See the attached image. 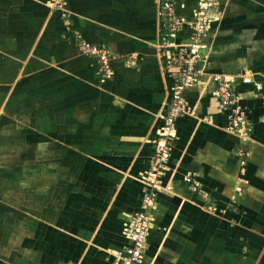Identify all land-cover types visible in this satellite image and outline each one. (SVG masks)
Instances as JSON below:
<instances>
[{"label":"crops","instance_id":"crops-1","mask_svg":"<svg viewBox=\"0 0 264 264\" xmlns=\"http://www.w3.org/2000/svg\"><path fill=\"white\" fill-rule=\"evenodd\" d=\"M200 2L174 0L186 19ZM209 18L143 264H264V0ZM77 35L113 54L112 79ZM167 40L154 0H0V264H117L178 78ZM217 76L235 79L248 141L227 130Z\"/></svg>","mask_w":264,"mask_h":264},{"label":"built area","instance_id":"built-area-1","mask_svg":"<svg viewBox=\"0 0 264 264\" xmlns=\"http://www.w3.org/2000/svg\"><path fill=\"white\" fill-rule=\"evenodd\" d=\"M159 6V15L166 31L165 56L170 67L177 69L178 78L171 89L170 100L164 116V125L161 129L154 154L150 161V170L145 179V193L142 199V207L139 213L132 217L123 229V235L128 245L115 252L117 264H143L148 236L151 229L152 218L150 211L155 206L157 190L162 179L169 171L172 141L176 138L177 120L188 113V104L184 98L186 90L198 85L202 71L199 67L200 48L199 37L203 35L211 23L209 11L219 5V0H201L198 9L191 19L180 17L177 14L174 0H154ZM54 3V1H53ZM58 10L64 11L65 3H54ZM66 18V17H64ZM189 26L188 43H177V35L183 26ZM79 51L81 55L94 59L99 66V74L103 81L113 78V54L104 46L82 41L77 35ZM171 40V41H170ZM214 96L218 100V111L226 113L228 117L227 130L239 137L242 141H248L253 132V123L250 120L247 109L242 99L234 90L235 79L232 77H214ZM245 84H255L252 78H244ZM244 165V163H243Z\"/></svg>","mask_w":264,"mask_h":264}]
</instances>
